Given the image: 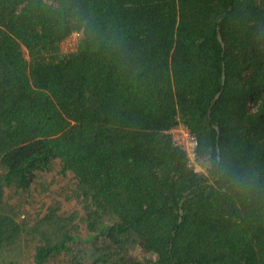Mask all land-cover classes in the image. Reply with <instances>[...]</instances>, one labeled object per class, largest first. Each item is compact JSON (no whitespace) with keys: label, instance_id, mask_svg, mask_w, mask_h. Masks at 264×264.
Segmentation results:
<instances>
[{"label":"trees","instance_id":"1","mask_svg":"<svg viewBox=\"0 0 264 264\" xmlns=\"http://www.w3.org/2000/svg\"><path fill=\"white\" fill-rule=\"evenodd\" d=\"M0 264H264V0H0Z\"/></svg>","mask_w":264,"mask_h":264},{"label":"built area","instance_id":"2","mask_svg":"<svg viewBox=\"0 0 264 264\" xmlns=\"http://www.w3.org/2000/svg\"><path fill=\"white\" fill-rule=\"evenodd\" d=\"M170 134L175 146L181 147L187 153L189 163L195 167V154L192 149L195 145V141L190 136L189 132L184 127L180 126L171 130Z\"/></svg>","mask_w":264,"mask_h":264},{"label":"rangeland","instance_id":"3","mask_svg":"<svg viewBox=\"0 0 264 264\" xmlns=\"http://www.w3.org/2000/svg\"><path fill=\"white\" fill-rule=\"evenodd\" d=\"M77 44H78V35L73 34L61 44V52L65 54L71 52L76 49Z\"/></svg>","mask_w":264,"mask_h":264},{"label":"water","instance_id":"4","mask_svg":"<svg viewBox=\"0 0 264 264\" xmlns=\"http://www.w3.org/2000/svg\"><path fill=\"white\" fill-rule=\"evenodd\" d=\"M220 21H221V20H220ZM217 38H218L219 42H221V38H220V35H219V34H217ZM218 97H219V95H217V96L214 98V100H213L211 106H213L214 102L218 99ZM209 114H210V110H209Z\"/></svg>","mask_w":264,"mask_h":264}]
</instances>
